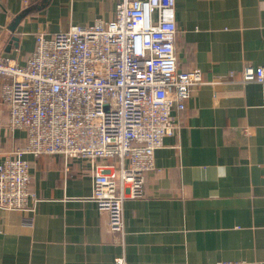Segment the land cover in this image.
Returning <instances> with one entry per match:
<instances>
[{
    "label": "crops",
    "instance_id": "0c3cea01",
    "mask_svg": "<svg viewBox=\"0 0 264 264\" xmlns=\"http://www.w3.org/2000/svg\"><path fill=\"white\" fill-rule=\"evenodd\" d=\"M118 1L0 0V55L23 64L38 33L112 20ZM175 9L178 67L200 68L206 83L173 110L144 196L125 200V245L98 210L86 161L27 155L34 211L0 207V264H114L122 253L127 264H264V83L241 82L245 65L264 66V0ZM25 142L24 130L0 126V162Z\"/></svg>",
    "mask_w": 264,
    "mask_h": 264
},
{
    "label": "built area",
    "instance_id": "2783aa9c",
    "mask_svg": "<svg viewBox=\"0 0 264 264\" xmlns=\"http://www.w3.org/2000/svg\"><path fill=\"white\" fill-rule=\"evenodd\" d=\"M175 3L119 0L112 20L38 33L23 64L0 55L7 107L0 126L26 133V142L0 162L1 208L34 211L27 155L80 159L89 164L92 197L114 242L125 245V200L144 196L155 151L177 127L173 110H183L193 89L206 83L200 68L178 67ZM253 81L264 83L263 65L244 66L241 82ZM114 264H127L125 254Z\"/></svg>",
    "mask_w": 264,
    "mask_h": 264
},
{
    "label": "water",
    "instance_id": "95a60500",
    "mask_svg": "<svg viewBox=\"0 0 264 264\" xmlns=\"http://www.w3.org/2000/svg\"><path fill=\"white\" fill-rule=\"evenodd\" d=\"M28 10L23 11L21 14H19L18 16L15 17V20L12 23L11 29H14V27H16V25L18 24V22L20 21V19L24 16V14L27 12ZM15 41H17V37L13 38Z\"/></svg>",
    "mask_w": 264,
    "mask_h": 264
}]
</instances>
